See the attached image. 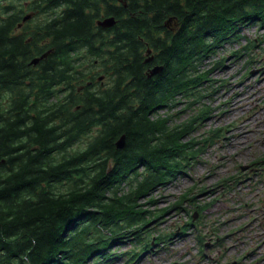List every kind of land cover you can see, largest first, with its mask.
Instances as JSON below:
<instances>
[{"label":"trees","instance_id":"obj_1","mask_svg":"<svg viewBox=\"0 0 264 264\" xmlns=\"http://www.w3.org/2000/svg\"><path fill=\"white\" fill-rule=\"evenodd\" d=\"M1 1L0 264H129L166 239L149 225L190 200L148 209L154 192L187 177L199 144L220 136L183 141L211 115L203 88L225 59L204 63L242 30L264 31V0ZM109 17L112 28L96 25Z\"/></svg>","mask_w":264,"mask_h":264},{"label":"rangeland","instance_id":"obj_2","mask_svg":"<svg viewBox=\"0 0 264 264\" xmlns=\"http://www.w3.org/2000/svg\"><path fill=\"white\" fill-rule=\"evenodd\" d=\"M263 35L256 27L246 28L241 32L245 39L239 44L227 46L205 61L204 66L210 69L225 59L222 68L210 75L212 88H203L206 98L201 103L212 113L183 141L202 143L216 129H221V134L211 144H199L203 151L190 161L187 177L154 192L156 204L148 209L155 212L174 206L183 197L190 200L149 225L152 235H167L166 239L129 264H264V165L258 162L264 159ZM249 41L255 46L250 45L249 54H245L241 48ZM234 51L242 56L234 58ZM194 114V108L182 112L170 127ZM194 205L202 206L200 219ZM117 247V254L133 249ZM128 257L98 264H124Z\"/></svg>","mask_w":264,"mask_h":264},{"label":"water","instance_id":"obj_3","mask_svg":"<svg viewBox=\"0 0 264 264\" xmlns=\"http://www.w3.org/2000/svg\"><path fill=\"white\" fill-rule=\"evenodd\" d=\"M122 2V1H120ZM124 6H126V4H124ZM31 18V15H25L22 19L23 22L29 20ZM170 22V20H169ZM96 25L100 28H103V29H109V28H112L114 25H115V19L113 17H109V18H105L103 20H99L97 21ZM49 53H45L43 55H41L40 57H37V58H34L30 61V65L31 66H36L40 61H42L43 59H45L47 57ZM147 54H150V50L147 51ZM151 59V58H150ZM162 71V68L159 67V66H155L151 69L150 73H149V77H152V76H155L157 74H159L160 72ZM102 78H99V80H101ZM116 148L117 149H123L124 146H125V137L124 136H121L118 141L116 142ZM248 167H245V168H242L241 170L242 171H245L247 170ZM196 218V215L193 216V221L194 219Z\"/></svg>","mask_w":264,"mask_h":264},{"label":"flooded vegetation","instance_id":"obj_4","mask_svg":"<svg viewBox=\"0 0 264 264\" xmlns=\"http://www.w3.org/2000/svg\"><path fill=\"white\" fill-rule=\"evenodd\" d=\"M31 18H32V16H31ZM30 18V19H31ZM23 19V18H22ZM29 19V20H30ZM29 20H27V21H25V22H23L22 20H21V22L17 25V31H19L20 29H21V27L26 23V22H28ZM148 51V50H147ZM151 52V51H150ZM147 55H149V54H147ZM150 60H152V59H149V61ZM146 63H148V60H146ZM250 171H252V169H251V167H250Z\"/></svg>","mask_w":264,"mask_h":264}]
</instances>
